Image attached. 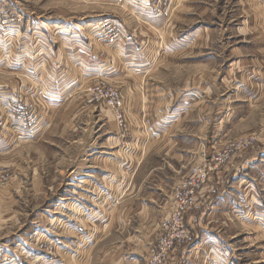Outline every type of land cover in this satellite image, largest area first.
<instances>
[{
    "label": "rangeland",
    "instance_id": "374dc122",
    "mask_svg": "<svg viewBox=\"0 0 264 264\" xmlns=\"http://www.w3.org/2000/svg\"><path fill=\"white\" fill-rule=\"evenodd\" d=\"M135 1L151 5L156 16L169 17L171 0H0V7H7L24 17V27H27L28 31L53 33L54 36L57 33L61 36L67 33L69 42L80 33L82 38L79 41L87 43V47L91 48L96 46L97 49H103V45L107 43L116 46L126 32L134 31L140 36L136 51H141L144 57L150 60L149 64H145L147 70L140 72L139 76L125 72L123 79L116 80L114 74H106L103 69L95 72L92 80L74 88L68 95L70 100L67 106L70 107V113L64 114L63 109L60 112L55 110L53 116L55 106L52 107L50 101L53 98L51 94L54 93L51 92V88L41 85L40 78L33 69L26 68L22 72L0 71V85H11L2 93L5 92L6 97L15 95V98H18L20 95L23 99L20 105L10 104L12 107L10 117L3 113L4 107L0 102V264H44L40 259L27 258L23 251L25 249L28 251L34 249L47 255L50 262L58 259L61 242L46 236L39 239L40 234L35 235L34 231L41 225L51 229V223H55L51 216L64 215L67 218L63 209L72 202L73 197L78 201V193L83 190L79 185L84 178H90L91 184L93 179H97L96 185H101L102 180L107 182L105 198L99 200L91 194L86 200L88 202L85 203H88L91 209L98 210L99 207L104 209L111 206L120 208L125 205L137 207L136 198L144 196L147 190H156L160 185L157 181L145 186L136 182L131 185L132 178L126 172L124 161L126 153L137 148L138 136L134 137L132 131H147L146 139L151 141L154 132L156 135L159 133L156 130L151 133L152 126L158 128L163 121L174 120L168 119L171 118L169 115L162 117L164 116L162 111L165 109L164 112L178 113L179 92L184 91V87L202 88L206 83L215 84L217 87L220 79L232 72L231 60L234 57L230 53L235 44L239 45V41H233L228 33L233 32L239 21H233L231 23L233 29L229 28L227 31L224 27L230 25L229 21L225 18L216 20L220 17L216 5L223 0H219L218 3L216 0H205L208 3L202 7H195V2L188 0L185 6L177 8V12L173 13L171 19L173 24L160 23L157 27L148 28L149 30L143 27L145 24H138L127 8L129 2ZM211 3L214 6H211ZM210 6L212 11L210 9L206 11ZM232 6H236L234 0H230L227 10H231ZM178 11H182L180 15ZM118 16L122 17L126 24H122L116 18ZM201 26L209 32L210 38L199 43L196 51L192 49L186 53L179 52L178 40ZM54 36L49 39L53 46L58 44L61 48L66 47L63 43L67 41ZM34 48L31 47L32 52L27 57V63L34 60L30 58L38 56ZM115 48L122 53V47ZM56 49L57 47H54V50ZM108 54L113 55L114 51ZM202 55H205V58ZM242 75L243 73L238 70H233L232 77L234 80L237 79L236 83ZM132 83L139 86L133 88L131 85L128 86ZM233 88L236 87L230 88L231 95L234 93ZM157 92L162 94L158 98H164L160 104L153 100V93L156 95ZM216 92V89H213V92H209L210 95L206 94L215 101V108H209L207 114L211 110L216 112L223 107L222 100L216 96ZM146 105L151 107V112L160 111L159 119L156 116L154 119H147L145 116H139L137 121L132 119L131 113L134 109H142ZM237 106L242 109V105ZM198 111L199 107L193 116L198 115ZM256 111L260 112L258 109ZM205 114L203 117L207 116ZM250 114H253L252 110ZM133 121L136 126L138 124L137 127ZM132 123L135 126L133 129L130 125ZM238 123L239 120L234 123L236 132L230 131L229 137L213 151L232 140L250 136H256L258 142L253 149L244 152L242 156L238 155V159L263 147L261 144L264 141V119L251 120L250 124L253 126L250 131H238ZM183 125L184 122L181 125L180 120H175L172 128L166 130L175 131L176 136H171L174 138L173 143L178 131H182ZM208 125L209 122L204 118L200 131H205L209 135L212 128ZM220 127H223V124ZM225 129L226 126L223 131ZM208 135L200 136V143H197L199 146L193 152L192 160L185 172L182 173L180 170L176 173L168 156L163 159L160 157L156 161L157 167L152 169L153 172L163 176L173 171L180 177L178 185L173 187L170 199L180 184L191 179L194 167L206 166L204 157L210 155L208 145L205 143ZM112 137L117 138L116 145H111L112 140L109 139ZM169 138L170 136L157 144L169 143ZM210 139L213 142V136ZM219 140L217 142H220ZM118 152L120 158L114 159ZM196 155L202 157L198 165H196L198 160H194ZM111 158L114 163L120 161V164L114 165ZM111 176L117 179L115 184L108 183L107 179ZM208 183L209 175L205 187ZM94 186L95 184L92 185L91 193ZM139 186H143L144 189H140ZM206 204L203 208L208 207ZM37 220L39 223H34ZM230 221V229L227 233H222L233 249L228 263L264 264V234L255 227L243 226L234 218ZM64 224V221H61L54 232L51 229L58 239H62L60 237L66 234ZM30 230L31 234L34 232L32 237L27 236ZM160 233L161 224L153 247ZM21 234L25 239L21 238ZM120 238V234L118 237V234L114 233L110 241ZM125 238H129V233H126ZM25 240H28L29 244H26ZM110 249L114 250V247ZM11 253L15 256L9 260L8 254L12 255Z\"/></svg>",
    "mask_w": 264,
    "mask_h": 264
},
{
    "label": "crops",
    "instance_id": "0c3cea01",
    "mask_svg": "<svg viewBox=\"0 0 264 264\" xmlns=\"http://www.w3.org/2000/svg\"><path fill=\"white\" fill-rule=\"evenodd\" d=\"M187 1L171 0L168 20L163 15L156 16L151 5L145 2H129L127 8L136 22L145 24L146 26L143 27L148 29L157 27L160 23H172L173 13L177 12V8L185 6ZM216 1L219 2V0ZM234 1L236 6H232L229 11L227 8L230 0H223L222 3L216 5L218 14H220L216 20L225 18L230 23L224 27L227 31L231 28L233 21H239L233 32L228 33L233 41H239V45L235 44L230 53L234 57L231 60L232 72L221 78L219 85L216 83L217 87L212 83L211 85L206 83L202 85V88L184 87L185 90L179 92L178 113L166 111V114L165 109H161L164 114L162 117L169 115L171 118L168 119L174 120L163 121L158 128L152 126L153 131L150 132L153 133L156 130L159 133L156 135L154 132L151 141L146 139L147 131H132L134 137L138 136L137 148L127 152L124 161L127 167L126 172L132 178L131 185L136 182L145 186L157 181L160 186L156 190H147L144 196L136 198L137 207L134 205L132 207L125 205L120 208L111 206V208L104 209L99 207L96 210L91 209L85 202H88L86 200L91 194L99 200L105 198L107 182L102 180L101 185H96L97 179H93L95 186L91 193L92 180L82 179L79 186L83 190L78 193V201L73 197L72 202H69L63 209L67 218L64 215L51 216L55 220V223H51L53 232L59 222L64 221L65 223L64 232L66 231V234L60 237L62 239H58L46 226L36 227L34 231L35 235L40 234L39 239L46 236L61 242L58 259L50 262L47 260V255L34 249L28 251L24 248L23 251L27 258L40 259L44 264H147L149 250L153 247L162 219L167 213L171 192L180 180V177L173 171L163 176H160L158 172H153L152 169L157 167L156 161L160 157L163 159L168 156L172 160L175 172L180 170L182 173L185 172L192 160L193 152L199 146L200 136L208 135L205 131H200L204 118L209 122L208 126L212 128L205 142L210 154L224 139L229 137V132L234 130L236 120H239L238 131H250L253 126L250 124L251 120L264 119V0ZM193 2H195V7H202L208 3L205 0H193ZM210 5L214 6L212 3ZM211 6L206 11L209 9L212 11ZM178 12L180 15L182 11ZM116 18L122 24H126L122 17ZM26 28L24 27L21 32L17 30L9 33L0 32V71L22 72L26 68L33 69L39 76L41 85L51 88V92L54 93L51 94L53 98L50 101L52 107L55 106L52 116L55 110L60 112L63 109L64 114L70 113V107L67 106L70 100L68 95L73 92L74 88L83 86L87 81L92 80L95 72L103 69L106 74L112 73L114 78L119 80L123 79L125 72L139 76L140 72L147 70L145 64L150 63L141 51H136L140 36L134 31L126 32L116 46L107 43L103 45L104 48L100 47L103 49H97L96 46L95 48L87 47V43L79 41L82 38L80 33L69 42L67 33L62 36L57 33L54 36L53 33L28 31ZM53 36L67 41L63 43L66 47L61 48L58 44L53 46L49 42ZM208 38H210L209 32L201 26L178 40L179 52L186 53L192 49L196 51L198 44ZM84 40L86 41V35ZM8 41L15 42L17 48L9 49ZM118 46L122 47L121 54L119 50L116 51L115 47ZM31 47L36 48L38 56L30 58L34 60L27 63V57L32 52ZM54 47L57 49L54 50ZM111 51H114L113 55L108 54ZM233 68L243 73L238 83H236L237 79L234 80L232 77ZM130 85L132 88L139 86L137 83L128 86ZM232 87H236V89L233 88V95L230 94ZM213 89H216V96L222 100L223 107L216 112H211L213 111L211 110L207 114L209 108H215V101L206 95L213 92ZM153 92L155 93V90ZM154 93L153 100L160 104L161 99H164L163 97L158 98L161 92H157L156 95ZM2 97L8 98L5 92L0 91V99ZM236 104L242 105V109L240 110ZM198 107V115L193 116ZM150 109L149 105L143 106L142 109L135 108L131 117L135 121L139 116H145L147 119H154L156 116L159 119L160 111L151 112ZM257 109L260 112H257ZM250 110L253 114H250ZM205 112L207 116L203 117ZM247 119L248 122H246ZM175 120H180L181 125L184 122V125L182 131H178V136L173 143L174 138L171 136H176L175 131L166 130L172 128ZM132 124L130 125L133 129L136 123ZM222 124L223 127H220ZM224 126L226 129L223 131ZM235 130L232 133L236 132ZM168 136H170L169 143L157 144L162 140H167ZM212 136L213 142L210 139ZM218 139L220 142H217ZM109 140H112L111 145H116L118 142L116 137ZM261 146L263 147L256 152L244 155L212 175L205 189L206 206L208 207L198 209L188 216L187 222L191 227L192 236L183 246L173 251L168 264H229L233 249L227 237L222 233H227L230 229L232 218L243 226L255 227L264 234V141ZM118 156L119 152L113 158H120L121 155ZM113 158H111L112 163H114ZM194 160H198L196 162L198 165L202 160L201 155H196ZM116 164L119 165L120 161L114 163ZM124 178L130 180L128 177L124 176ZM116 180L113 176L107 179L108 183L114 184ZM139 187L144 189L143 186ZM79 200L83 201L79 202ZM34 223L38 224L39 220ZM30 232L31 230L27 232L28 237H32L34 233ZM114 233L118 234V237L120 234V240L110 241ZM126 233H129V238H125ZM20 236L23 238L22 234ZM25 243L29 244V241L25 240ZM18 247L20 245L17 249ZM111 247H114V250H111ZM17 249L15 248V251ZM13 256L15 255L8 254V259L11 260Z\"/></svg>",
    "mask_w": 264,
    "mask_h": 264
},
{
    "label": "built area",
    "instance_id": "2783aa9c",
    "mask_svg": "<svg viewBox=\"0 0 264 264\" xmlns=\"http://www.w3.org/2000/svg\"><path fill=\"white\" fill-rule=\"evenodd\" d=\"M24 22L25 19L21 14L13 12L7 7H0L1 33H9L14 30L21 32L24 29ZM7 45L9 49L16 47L13 41H8ZM9 86L11 85H0V91L5 90ZM0 102L4 107L3 113L6 114L7 117H10V110L12 109L10 104L17 103L20 105L23 99L20 95L18 98H15L14 95L8 98L2 97ZM13 111L20 113L17 110ZM257 142L258 138L256 136H250L235 141L232 140L223 145L220 149L213 151L208 157L205 156L206 166H196L192 169L191 179L180 184L179 189L170 199L168 212L161 222L159 239L150 250L147 264H168L173 251L183 246L192 236L191 227L187 219L190 214L203 208L207 202V197H205V184L208 175L210 181L215 172L238 159V155L242 156L244 152L253 149ZM50 248L52 247L50 246Z\"/></svg>",
    "mask_w": 264,
    "mask_h": 264
}]
</instances>
